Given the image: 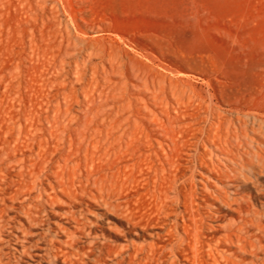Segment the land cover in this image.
<instances>
[{"label": "bare ground", "instance_id": "6f19581e", "mask_svg": "<svg viewBox=\"0 0 264 264\" xmlns=\"http://www.w3.org/2000/svg\"><path fill=\"white\" fill-rule=\"evenodd\" d=\"M32 1L60 40L43 54L48 96L13 113L0 147V264H264V110L122 47L85 9L71 23ZM136 173L154 214L111 191Z\"/></svg>", "mask_w": 264, "mask_h": 264}, {"label": "rangeland", "instance_id": "374dc122", "mask_svg": "<svg viewBox=\"0 0 264 264\" xmlns=\"http://www.w3.org/2000/svg\"><path fill=\"white\" fill-rule=\"evenodd\" d=\"M52 4L71 23L80 22L76 11L85 9L96 23L109 26L122 47L186 69L187 79L199 88L221 90L226 98L246 96L252 111L264 110V0H48L44 9L49 11ZM31 7H37L32 0H0V147L6 139L13 147V113L48 96L43 54L60 40V30L46 14L38 19L30 15ZM145 184L136 173V177H120L111 191L129 194L133 206L154 214L151 201L135 193ZM249 189L256 193L253 186ZM96 210L104 212L102 207ZM107 218L103 231L121 243L124 224L113 214ZM11 231L5 228L2 243L8 252L18 246ZM35 258L25 256L21 264L35 263Z\"/></svg>", "mask_w": 264, "mask_h": 264}]
</instances>
